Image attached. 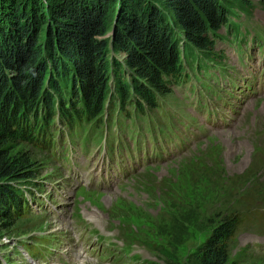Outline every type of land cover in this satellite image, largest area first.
Returning <instances> with one entry per match:
<instances>
[{
  "label": "rangeland",
  "instance_id": "1",
  "mask_svg": "<svg viewBox=\"0 0 264 264\" xmlns=\"http://www.w3.org/2000/svg\"><path fill=\"white\" fill-rule=\"evenodd\" d=\"M250 1L232 11L235 35L219 31L217 64L198 77L187 69L189 80L150 114L151 128L145 119L106 141L98 130L85 144L58 124L56 157L21 144L37 162L38 186L22 184L34 196L17 225L6 229L0 218V264H196L232 210L241 225L227 264H264V0ZM118 9L108 12L106 36ZM48 27L37 26L41 42ZM179 199L186 224L183 209L170 207ZM75 238L86 250L76 251Z\"/></svg>",
  "mask_w": 264,
  "mask_h": 264
},
{
  "label": "trees",
  "instance_id": "2",
  "mask_svg": "<svg viewBox=\"0 0 264 264\" xmlns=\"http://www.w3.org/2000/svg\"><path fill=\"white\" fill-rule=\"evenodd\" d=\"M116 5L118 19L106 36L108 12ZM250 6V0H0L4 227H14L29 213L34 195L22 184L38 186L32 182L37 162L21 144L56 157L58 124L85 144L96 141L98 130L100 141L122 135L132 123L139 126L161 111L163 96L189 80L187 69H196L198 77L206 73V62L217 64L213 47L223 38L219 31L234 28L235 35L233 9ZM41 22H49L42 42ZM176 203L170 207L183 209L179 217L186 224V199ZM240 225L238 211L222 215L199 248L196 264H227ZM168 232L160 233L170 239Z\"/></svg>",
  "mask_w": 264,
  "mask_h": 264
},
{
  "label": "bare ground",
  "instance_id": "3",
  "mask_svg": "<svg viewBox=\"0 0 264 264\" xmlns=\"http://www.w3.org/2000/svg\"><path fill=\"white\" fill-rule=\"evenodd\" d=\"M251 107V106H250ZM216 131H219V130H216ZM215 130H214V132H215V135L217 136V137H226V136H229V135H227V134H229V133H226V132H221V133H217ZM213 133V132H212ZM211 133V134H212ZM109 197V196H108ZM110 198V197H109Z\"/></svg>",
  "mask_w": 264,
  "mask_h": 264
}]
</instances>
